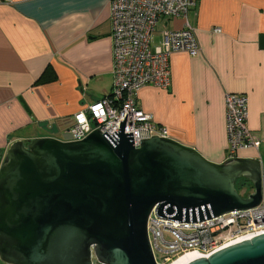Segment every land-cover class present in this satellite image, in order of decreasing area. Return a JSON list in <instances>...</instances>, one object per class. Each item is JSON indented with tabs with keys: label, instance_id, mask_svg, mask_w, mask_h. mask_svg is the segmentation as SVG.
Instances as JSON below:
<instances>
[{
	"label": "crops",
	"instance_id": "1",
	"mask_svg": "<svg viewBox=\"0 0 264 264\" xmlns=\"http://www.w3.org/2000/svg\"><path fill=\"white\" fill-rule=\"evenodd\" d=\"M187 20L199 53L173 54L169 89L143 87L137 107L174 141L222 164L225 95H244L246 127L261 144L235 158L264 164V0H199ZM183 23L162 20L155 45ZM111 35L108 0H0V166L14 142L58 139L75 113L109 94Z\"/></svg>",
	"mask_w": 264,
	"mask_h": 264
},
{
	"label": "water",
	"instance_id": "2",
	"mask_svg": "<svg viewBox=\"0 0 264 264\" xmlns=\"http://www.w3.org/2000/svg\"><path fill=\"white\" fill-rule=\"evenodd\" d=\"M126 116L111 136L77 142L41 137L10 145L0 166L3 264H156L147 233L152 212L198 223L257 207L264 164L234 158L214 164L159 137L133 146ZM246 179L252 192L236 188ZM189 264H264V234Z\"/></svg>",
	"mask_w": 264,
	"mask_h": 264
},
{
	"label": "built area",
	"instance_id": "3",
	"mask_svg": "<svg viewBox=\"0 0 264 264\" xmlns=\"http://www.w3.org/2000/svg\"><path fill=\"white\" fill-rule=\"evenodd\" d=\"M199 0H108L112 28L113 84L108 95L73 115L63 129L64 142H77L98 130L110 136L119 130L126 116L124 134H131L133 146L152 137L172 139L170 131L153 121L151 115L136 105L139 91L145 86L168 90L170 57L178 52L195 56L200 47L187 20L189 10ZM182 18L179 30H163L161 41L152 46L160 20ZM215 32H220L215 29ZM227 158L239 150L254 148L260 141L246 127L247 98L225 95ZM148 239L156 264H167L181 254L191 252L200 258L226 247L264 234V195L255 208L233 211L198 223H177L158 218L154 212L147 222ZM172 237L166 241L164 234ZM161 255V262L156 260Z\"/></svg>",
	"mask_w": 264,
	"mask_h": 264
},
{
	"label": "rangeland",
	"instance_id": "4",
	"mask_svg": "<svg viewBox=\"0 0 264 264\" xmlns=\"http://www.w3.org/2000/svg\"><path fill=\"white\" fill-rule=\"evenodd\" d=\"M162 28V20L159 21L158 25L156 26V29H155V33H154V38H153V41H152V46L156 44L158 38H159V32ZM64 128V126L62 127ZM60 129L58 131L57 134H55L56 138H58L59 140H64V137H63V129ZM42 135H47V134H50L47 130L45 131L44 129L43 130H40L39 131ZM237 188L238 190L241 191V194L242 196H247L248 194H250L252 192V188H250V185L244 180V179H240L238 182H237ZM263 194H264V189H263ZM164 237H165V240L166 241H172V237L165 233L164 234ZM156 260L158 263L161 262V255L156 253ZM0 264H3L1 261H0ZM94 264H96L94 262Z\"/></svg>",
	"mask_w": 264,
	"mask_h": 264
},
{
	"label": "bare ground",
	"instance_id": "5",
	"mask_svg": "<svg viewBox=\"0 0 264 264\" xmlns=\"http://www.w3.org/2000/svg\"><path fill=\"white\" fill-rule=\"evenodd\" d=\"M199 258L200 257H198L196 254L187 252L185 254L179 255L177 258L173 259L167 264H189L190 262Z\"/></svg>",
	"mask_w": 264,
	"mask_h": 264
},
{
	"label": "trees",
	"instance_id": "6",
	"mask_svg": "<svg viewBox=\"0 0 264 264\" xmlns=\"http://www.w3.org/2000/svg\"><path fill=\"white\" fill-rule=\"evenodd\" d=\"M241 179H243V178H241ZM240 180V179H239ZM238 180V181H239ZM249 185H250V188H252V186H251V184H250V182L249 181H247L246 179H244ZM237 181V182H238ZM237 182H236V185H235V188H236V190H237V192L242 196V194H241V191L240 190H238V188H237ZM243 197H246V196H243Z\"/></svg>",
	"mask_w": 264,
	"mask_h": 264
}]
</instances>
